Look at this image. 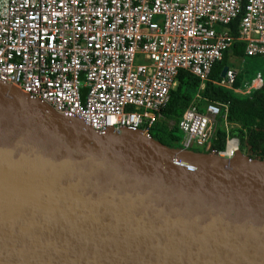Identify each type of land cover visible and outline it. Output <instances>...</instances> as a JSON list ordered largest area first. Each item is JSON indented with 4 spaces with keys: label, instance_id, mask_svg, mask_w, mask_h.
<instances>
[{
    "label": "water",
    "instance_id": "1",
    "mask_svg": "<svg viewBox=\"0 0 264 264\" xmlns=\"http://www.w3.org/2000/svg\"><path fill=\"white\" fill-rule=\"evenodd\" d=\"M0 264H264V159L98 134L0 81Z\"/></svg>",
    "mask_w": 264,
    "mask_h": 264
},
{
    "label": "built area",
    "instance_id": "2",
    "mask_svg": "<svg viewBox=\"0 0 264 264\" xmlns=\"http://www.w3.org/2000/svg\"><path fill=\"white\" fill-rule=\"evenodd\" d=\"M234 42L244 44V55L264 57V0H0L2 83L98 134L149 132L164 118L179 71H187L199 86L177 122L180 147L223 158L240 151V142L229 133L227 103L202 91ZM235 74L228 65L212 82L230 89ZM218 118L222 149L212 147Z\"/></svg>",
    "mask_w": 264,
    "mask_h": 264
},
{
    "label": "trees",
    "instance_id": "3",
    "mask_svg": "<svg viewBox=\"0 0 264 264\" xmlns=\"http://www.w3.org/2000/svg\"><path fill=\"white\" fill-rule=\"evenodd\" d=\"M242 14L243 10L234 19L233 32H236V24ZM231 56L238 61V65L235 67L233 87L228 89L213 84V80L220 78L222 68L229 65ZM263 74L264 57L244 55V44L234 42L228 51H224L222 59L213 65L209 80L206 81L202 91V97L208 100L227 103L229 133L239 139L243 152L249 148L264 153V79L259 88L248 93H236L233 90H243L245 82L248 83L256 76ZM176 80L177 84L170 92L169 102L162 111L164 118L155 122L149 130L151 136L171 147H180L181 137L178 134L180 130L177 127V122L199 86V80L184 70L179 71ZM171 120L174 123L169 127L167 121ZM215 135L216 139L212 141V147L222 149L225 130L219 118Z\"/></svg>",
    "mask_w": 264,
    "mask_h": 264
},
{
    "label": "rangeland",
    "instance_id": "4",
    "mask_svg": "<svg viewBox=\"0 0 264 264\" xmlns=\"http://www.w3.org/2000/svg\"><path fill=\"white\" fill-rule=\"evenodd\" d=\"M229 65H232L234 68L233 69H235V67L238 65V61H237V59H235L234 57H230V59H229ZM260 76H262V79H264V74L263 75H260ZM260 77H259V80H257V81H260ZM255 79H252V81H250V82H245V84L243 85V92H248V91H246V88H247V86L250 84V85H252V84H254V83H256V82H253ZM253 82V83H252ZM249 85V86H250ZM254 89V88H253ZM252 90V89H251ZM172 122H173V120H171V122L169 121H167V123L169 124V125H171L172 124ZM179 133V135H180V137L182 136V133H181V131H178ZM181 148V147H180ZM193 150H197V151H203V149L202 148H192Z\"/></svg>",
    "mask_w": 264,
    "mask_h": 264
},
{
    "label": "flooded vegetation",
    "instance_id": "5",
    "mask_svg": "<svg viewBox=\"0 0 264 264\" xmlns=\"http://www.w3.org/2000/svg\"><path fill=\"white\" fill-rule=\"evenodd\" d=\"M263 79L261 78V84H262ZM261 86V85H260ZM244 153L249 156L250 158H261L264 159V153L262 154L261 152L257 151V150H251V149H247L244 151Z\"/></svg>",
    "mask_w": 264,
    "mask_h": 264
},
{
    "label": "bare ground",
    "instance_id": "6",
    "mask_svg": "<svg viewBox=\"0 0 264 264\" xmlns=\"http://www.w3.org/2000/svg\"><path fill=\"white\" fill-rule=\"evenodd\" d=\"M257 80H259V77H258V78H255V80L253 81V82H256V83H254V84H252V85H250V84H251V83H250V84H249L250 86H249V85L247 86L246 91H250L251 89L257 87L258 84H259V81H257ZM253 82H252V83H253Z\"/></svg>",
    "mask_w": 264,
    "mask_h": 264
},
{
    "label": "crops",
    "instance_id": "7",
    "mask_svg": "<svg viewBox=\"0 0 264 264\" xmlns=\"http://www.w3.org/2000/svg\"><path fill=\"white\" fill-rule=\"evenodd\" d=\"M261 78H262V76H261ZM253 79H255V78H253Z\"/></svg>",
    "mask_w": 264,
    "mask_h": 264
}]
</instances>
